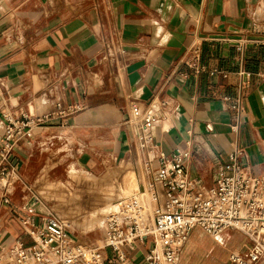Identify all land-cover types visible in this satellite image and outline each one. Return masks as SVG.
Here are the masks:
<instances>
[{"label":"crops","instance_id":"obj_1","mask_svg":"<svg viewBox=\"0 0 264 264\" xmlns=\"http://www.w3.org/2000/svg\"><path fill=\"white\" fill-rule=\"evenodd\" d=\"M194 43L204 67L198 75L181 63ZM223 97L237 100V109ZM56 100L82 110L66 128L50 119L14 149L11 164L27 185L47 167L57 176L70 164L68 176L96 177L108 163L130 162L132 104L149 106L153 142L164 152L190 143L188 173L205 186L236 148L243 165L264 175V0H0V139L4 116H41ZM24 194L17 186L12 206L0 207V255L16 241L32 244L21 227ZM229 236L214 240L225 246ZM149 247L126 249L131 264H145Z\"/></svg>","mask_w":264,"mask_h":264},{"label":"built area","instance_id":"obj_2","mask_svg":"<svg viewBox=\"0 0 264 264\" xmlns=\"http://www.w3.org/2000/svg\"><path fill=\"white\" fill-rule=\"evenodd\" d=\"M241 48L239 45L236 49ZM200 59L201 45L194 43L182 56L181 63L198 75L204 70ZM216 73L227 77L215 70L210 75ZM237 75L241 85L248 83L249 74L242 65ZM222 101L230 109H237L239 103L229 97H223ZM81 110L79 104L66 105L56 100L54 111L41 116L30 113L20 119L4 116L7 127L0 139V207L12 206L13 194L20 186L25 192L20 208L27 214L21 227L32 244L16 241L0 255V264H131L126 249L133 250L145 242L150 244L143 257L145 264H179L180 253L196 228L212 238L230 230L240 232L246 243L229 253L228 263L264 264V175L255 174L243 165L244 152L236 148L216 167L212 185L205 186L188 173L190 143H186V148L164 152L151 135L157 124L155 115L149 106L142 110L138 104L129 107L125 123L132 128L142 154V169L148 177L154 210L147 212L140 202V186L138 189L136 184L117 201V210L108 214L101 246L80 243L73 237L68 221L23 182L10 156L21 141L46 127L50 119L58 118L60 126L66 128L68 118ZM206 128L211 130L209 126ZM134 167L133 162L128 166L133 174ZM123 172L131 174L128 170ZM105 250L112 253L111 258H106Z\"/></svg>","mask_w":264,"mask_h":264},{"label":"rangeland","instance_id":"obj_3","mask_svg":"<svg viewBox=\"0 0 264 264\" xmlns=\"http://www.w3.org/2000/svg\"><path fill=\"white\" fill-rule=\"evenodd\" d=\"M84 4L82 5L83 8ZM133 146L134 150L131 151L133 155H131L130 162L117 165L108 163L107 169L99 176L93 177L79 173L68 176L67 170L71 166L70 164L59 175L54 176L49 175V168L47 167L43 171V176L38 178L35 184H28V186L39 195L51 210L68 221L73 237H76L80 243L101 246L105 223L92 226L88 220L108 216L109 212L105 214V210L111 209L112 201H119L123 195L132 191L129 184L136 181V174L144 177L142 154H140L141 162L136 161L135 163L136 159L139 160L136 139ZM132 162L135 163L134 174L132 170H129L131 167L128 168ZM50 163L51 166L54 164L51 161ZM126 170L131 171V174L125 175L126 173L123 171ZM148 212L151 213L150 210ZM83 224L88 227L86 225L84 227ZM100 230H103L101 235H95L94 232ZM193 234L195 235V233ZM229 234V237H225V246H221L216 243L214 238L199 230L197 237L196 235L193 238L189 236L190 238L180 253L179 264H229L228 251L234 248L238 249L246 243V238L240 232L230 230Z\"/></svg>","mask_w":264,"mask_h":264},{"label":"bare ground","instance_id":"obj_4","mask_svg":"<svg viewBox=\"0 0 264 264\" xmlns=\"http://www.w3.org/2000/svg\"><path fill=\"white\" fill-rule=\"evenodd\" d=\"M136 182H137V184H138V189H139V186H140V189H139V194H140V196H139V200H140V202L143 204V206L145 207V209L147 210V212L150 210V211H153L154 210V207H155V204L154 203H152L151 201H150V194H149V192H148V188H147V182H148V177L146 176V174L144 173V177H141L139 174H137L136 175ZM143 178V179H142ZM110 203V202H109ZM117 201H112V203L110 204L111 205V209L109 210V211H106L105 210V214L107 213L108 214V212H109V214L110 213H113V212H115L116 210H117ZM99 210V209H98ZM93 213H95V212H93ZM93 218V217H92ZM106 218H107V215L104 217V218H99V219H97V218H95V219H89L88 220V222L90 223V225H95L96 224V226H99V225H97V224H103V223H105V221H106ZM87 222V221H86ZM85 222V223H86ZM88 224V223H87ZM76 226H77V224H75ZM84 225V227H85V225L86 224H83ZM87 226V225H86ZM82 227V226H81ZM83 227V228H84ZM88 227V226H87ZM90 227V226H89ZM220 238V236H218V237H215L214 239L215 240H218Z\"/></svg>","mask_w":264,"mask_h":264}]
</instances>
